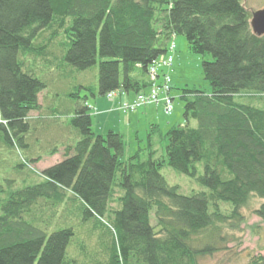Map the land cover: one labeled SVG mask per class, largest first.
I'll return each mask as SVG.
<instances>
[{"label": "trees", "instance_id": "trees-1", "mask_svg": "<svg viewBox=\"0 0 264 264\" xmlns=\"http://www.w3.org/2000/svg\"><path fill=\"white\" fill-rule=\"evenodd\" d=\"M68 19L65 61L78 71L98 68V91L86 88L94 99L148 92L150 65L172 55L169 48L179 35L192 53L213 56L203 62L211 93L185 91L187 125L166 136L168 165L209 192L181 195L162 176L164 164L153 153L145 162L140 153L124 162L123 136L93 133L88 97L72 94L76 110L69 125L79 133L77 144L37 175L38 182L18 190L0 184V264H76L67 257L75 236L68 225L75 220L60 222L57 227L64 228L50 233L57 214L45 219L43 211H55L68 193L85 223L92 218L102 225L108 218L112 246L104 264H197L199 256L217 249L194 248V237L229 221L238 226L250 198L264 200V109L235 99L264 95V36L253 34L243 0H0V146L22 152L27 164L35 150L26 142L33 130L30 114L41 111L39 96L47 85L26 69L20 50L44 58L33 40L54 23L64 28ZM172 67L161 70L160 79ZM117 189L121 195L112 211ZM221 204L232 207L229 216ZM254 214L264 221V203Z\"/></svg>", "mask_w": 264, "mask_h": 264}, {"label": "rangeland", "instance_id": "rangeland-1", "mask_svg": "<svg viewBox=\"0 0 264 264\" xmlns=\"http://www.w3.org/2000/svg\"><path fill=\"white\" fill-rule=\"evenodd\" d=\"M243 5L249 12L251 20L255 12L264 10V0H243ZM70 23L71 19H68L64 28L54 23L50 28L40 32L33 40V48H40V51L46 52L43 54L44 58L38 57L28 48L20 50V61L26 65V69L32 71L35 77L47 85V89L39 96L41 111L30 114L33 130L25 140L32 143L35 150L34 154L28 157L23 150L30 164L23 160L22 152H10L0 146V184L13 190L32 185L40 180L37 175L39 176L47 168L65 159L66 148L75 146L80 140L79 133L69 125L70 115L76 110V103L71 95L78 93L81 98L88 97L87 103L91 108L89 113L92 117L93 133L106 136L109 131H114L123 136L124 162H128L137 153H140L142 162H145L149 159L150 153H153L155 159L164 164L160 173L170 186L179 188L181 195L192 196L209 192L196 179L181 174L168 165L166 136L172 128L187 125L184 118L185 102L182 100L185 91L211 93L212 88L204 79L203 62H212L213 56L192 53L186 37L177 36L174 39L175 49L171 52L175 58V65L171 72L168 71V75L173 80V91L171 90L172 97L175 98L173 99V113L166 114L163 106L159 112H155L153 107H147V109H139L134 113L123 112L120 108L119 113L118 100L124 96L122 93L116 92L117 96L113 100L108 99L106 95H98L94 99L90 91L86 89L91 87L95 92L98 91V68L78 71L65 61L69 47V32L66 30ZM130 96L134 99L136 97L134 93ZM235 99L239 103L264 109V95L244 94ZM125 103L128 102L121 103V107ZM189 126L195 128L197 124L194 120H190ZM38 155L42 158L41 161L32 162L31 159H35ZM21 163L26 166L24 170L17 168ZM197 173L198 177L203 175V164L197 165ZM117 177H120V173ZM120 195L117 189L110 204L112 211L117 210V199ZM73 200L71 193H68L65 203L55 211L51 212L50 209L44 207L45 219H49L51 213L56 212L57 214L51 222L50 230L53 229L50 233L64 228L57 227L60 222L64 224L66 219L67 222L75 220L69 224L70 226L68 225V227L74 226L75 232L67 250L68 259L76 260V264L106 263L109 258L106 248L112 246V235L110 228L106 225L108 218L106 217L102 222L105 224L102 225L92 218L85 223L84 213L78 215V207ZM263 203L264 200L251 197L247 206L241 211L244 216L243 223L237 226V222L229 221L225 225H219L221 231L209 229L206 233H200L194 237V248L203 249L206 246H212L217 249L213 254L199 256L197 264H264V221L254 214ZM220 207L226 215L231 214V206L221 204ZM66 215H70L71 219L66 218ZM157 223L153 213L152 225L157 226ZM95 225H98V228H95ZM159 230V228L156 229V231Z\"/></svg>", "mask_w": 264, "mask_h": 264}, {"label": "built area", "instance_id": "built-area-1", "mask_svg": "<svg viewBox=\"0 0 264 264\" xmlns=\"http://www.w3.org/2000/svg\"><path fill=\"white\" fill-rule=\"evenodd\" d=\"M175 49V44L173 43L169 52ZM168 52V53H169ZM173 64V56L168 55L161 57L154 61L149 67V76L152 82L148 92L136 95L132 102H128L120 106L123 112H136L140 107L146 105H160L164 107L166 114L170 115L174 111L173 102L174 100L170 97V83L171 78L168 75H163L160 79V71L165 68H170ZM122 95H125L122 93ZM117 96V93L112 92L107 95L108 99L113 100ZM120 110V109H119Z\"/></svg>", "mask_w": 264, "mask_h": 264}, {"label": "water", "instance_id": "water-1", "mask_svg": "<svg viewBox=\"0 0 264 264\" xmlns=\"http://www.w3.org/2000/svg\"><path fill=\"white\" fill-rule=\"evenodd\" d=\"M250 25L254 35L258 37L264 36V10L253 14Z\"/></svg>", "mask_w": 264, "mask_h": 264}, {"label": "crops", "instance_id": "crops-1", "mask_svg": "<svg viewBox=\"0 0 264 264\" xmlns=\"http://www.w3.org/2000/svg\"><path fill=\"white\" fill-rule=\"evenodd\" d=\"M176 46V45H175ZM174 58V57H173ZM174 65H175V58H174V63H173V67L172 68H174ZM172 70V69H171ZM171 70H166V71H164V73H166V72H171ZM172 82H173V80H172V78H171V85H172ZM173 88V87H172ZM172 91H173V89H172ZM172 91H171V94H170V96H171V98L172 99H175V98H173L172 97ZM131 95V94H130ZM130 95H124V96H122L121 98H119L120 100H118V112L120 113L121 111H119V109H120V106H121V103H123V102H131V101H133V99H134V97L132 98ZM163 105L162 104H160V105H149V106H143V107H141V108H139L140 110H142V109H147V107H153V108H155V112H159V110L161 109V107H162ZM138 109V110H139ZM143 115H146V114H143ZM129 126H131V125H129ZM37 165H39V164H37Z\"/></svg>", "mask_w": 264, "mask_h": 264}]
</instances>
